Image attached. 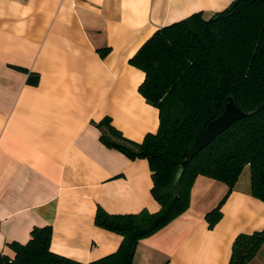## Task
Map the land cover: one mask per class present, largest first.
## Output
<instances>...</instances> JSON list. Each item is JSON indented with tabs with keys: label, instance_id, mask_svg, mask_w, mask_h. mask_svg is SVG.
<instances>
[{
	"label": "crops",
	"instance_id": "1",
	"mask_svg": "<svg viewBox=\"0 0 264 264\" xmlns=\"http://www.w3.org/2000/svg\"><path fill=\"white\" fill-rule=\"evenodd\" d=\"M232 1L0 0V256L51 225L54 252L91 262L122 241L96 224L99 207L160 210L149 161L105 144L100 122L134 143L156 132L159 109L130 58L159 28ZM227 191L198 176L189 208L140 241L134 264H229L236 237L264 229V201L236 186L210 228L206 214ZM247 264H264V246Z\"/></svg>",
	"mask_w": 264,
	"mask_h": 264
},
{
	"label": "trees",
	"instance_id": "2",
	"mask_svg": "<svg viewBox=\"0 0 264 264\" xmlns=\"http://www.w3.org/2000/svg\"><path fill=\"white\" fill-rule=\"evenodd\" d=\"M129 61L145 73L139 92L159 109V127L134 143L106 118L100 122L106 128L102 140L131 159L149 161L160 210L110 214L99 207L96 224L120 234L122 241L115 252L91 262L54 252L53 228L46 225L34 228L27 243H11L14 256L1 255L0 264H134L140 241L189 208L191 189L200 175L228 185L206 214L210 228L221 220L222 207L246 167L250 194L264 201V0H233L210 18L196 12L163 26ZM228 97L250 113L189 156L198 134L225 110ZM181 168L176 195L174 179ZM263 246L264 229L239 234L229 264H247Z\"/></svg>",
	"mask_w": 264,
	"mask_h": 264
},
{
	"label": "water",
	"instance_id": "3",
	"mask_svg": "<svg viewBox=\"0 0 264 264\" xmlns=\"http://www.w3.org/2000/svg\"><path fill=\"white\" fill-rule=\"evenodd\" d=\"M250 112L240 109L233 97H228L225 102V110L215 119L211 120L207 126L198 134L190 150L189 156L195 155L199 150L208 145L218 134L230 127L236 120L247 116ZM183 168L179 169L174 179L175 194H179L180 177Z\"/></svg>",
	"mask_w": 264,
	"mask_h": 264
},
{
	"label": "rangeland",
	"instance_id": "4",
	"mask_svg": "<svg viewBox=\"0 0 264 264\" xmlns=\"http://www.w3.org/2000/svg\"><path fill=\"white\" fill-rule=\"evenodd\" d=\"M251 180H250V169L249 167H246L243 171V174L241 175L240 181L238 182L237 186L242 188H248L250 189Z\"/></svg>",
	"mask_w": 264,
	"mask_h": 264
}]
</instances>
